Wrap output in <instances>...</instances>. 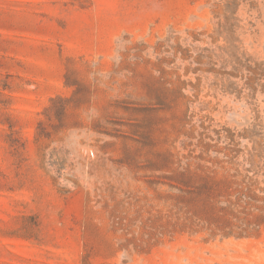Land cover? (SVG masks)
Segmentation results:
<instances>
[{
	"label": "rangeland",
	"instance_id": "rangeland-1",
	"mask_svg": "<svg viewBox=\"0 0 264 264\" xmlns=\"http://www.w3.org/2000/svg\"><path fill=\"white\" fill-rule=\"evenodd\" d=\"M0 264H264V0H0Z\"/></svg>",
	"mask_w": 264,
	"mask_h": 264
}]
</instances>
